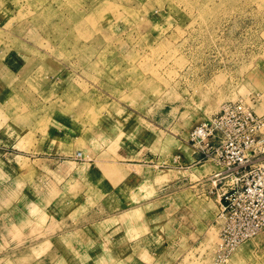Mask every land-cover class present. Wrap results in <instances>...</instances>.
<instances>
[{"label": "rangeland", "instance_id": "rangeland-1", "mask_svg": "<svg viewBox=\"0 0 264 264\" xmlns=\"http://www.w3.org/2000/svg\"><path fill=\"white\" fill-rule=\"evenodd\" d=\"M240 102L264 115V0H0V264H72L85 233L157 251L135 264H264V232L222 257L188 144Z\"/></svg>", "mask_w": 264, "mask_h": 264}, {"label": "built area", "instance_id": "built-area-1", "mask_svg": "<svg viewBox=\"0 0 264 264\" xmlns=\"http://www.w3.org/2000/svg\"><path fill=\"white\" fill-rule=\"evenodd\" d=\"M188 144L194 164L214 167L206 193L218 200L223 257L264 232V115L225 104L191 130Z\"/></svg>", "mask_w": 264, "mask_h": 264}, {"label": "crops", "instance_id": "crops-1", "mask_svg": "<svg viewBox=\"0 0 264 264\" xmlns=\"http://www.w3.org/2000/svg\"><path fill=\"white\" fill-rule=\"evenodd\" d=\"M195 158L196 157L194 156L193 162H194ZM117 165H118V170L119 169L125 170L126 167L129 165H131L130 167L135 166L133 164H130V162L123 161V160H121L120 162H117ZM119 171H117V172L119 173ZM115 179H117V182H116L117 184L115 183L116 186H114V184L111 185V189L109 188L110 192H108V193L115 192L119 188V186L121 185V181L118 182V176H116ZM146 201H148V200H144L143 202H146ZM85 232H88V231H85ZM85 234H87V236L83 235V236H80L79 239H77V240H79V243L73 242L72 244L69 245L68 250L70 251L71 255L76 256L75 258H78V260H79V261H76V260L73 261L72 264H103V263L108 264L109 260L107 259L106 252H103V250L104 249L109 250V244H110L115 255H120V254L123 255V258L120 257L118 262H120V260H122V259H123V261H125L124 256H129V258L127 259V264H135L136 262L134 263L133 259H135L136 255L142 256V257L147 258V259H149V257H150L149 260H151V256L158 255L157 251L153 252V250H151L150 248H146V247L140 248L138 253H136L135 245H136L137 239L128 237L129 236L128 234L125 235L122 233L119 235L122 237L121 240H124V242L122 243V246L117 244L116 239L114 237H107L108 239H111V241L109 244H106L104 242V238H103L104 236H98L97 238H94L95 242L86 243L87 239H92L93 237H91L90 236L91 234H89V233H85ZM103 235H105V234H103ZM119 238L120 237H118V239ZM101 240L103 241L102 242L103 244L101 243V245H100L99 241H101ZM69 251H67V253H69ZM166 252H168V251H166ZM67 257H68V254H67ZM130 257H131V259H130ZM158 260H159V258H158ZM130 261H131V263H130ZM69 264H71V263H69ZM143 264H147V263H143ZM149 264H151V262Z\"/></svg>", "mask_w": 264, "mask_h": 264}, {"label": "bare ground", "instance_id": "bare-ground-1", "mask_svg": "<svg viewBox=\"0 0 264 264\" xmlns=\"http://www.w3.org/2000/svg\"><path fill=\"white\" fill-rule=\"evenodd\" d=\"M169 175L167 174V175H165V173H163V174H161V176H160V179H163V178H167Z\"/></svg>", "mask_w": 264, "mask_h": 264}]
</instances>
